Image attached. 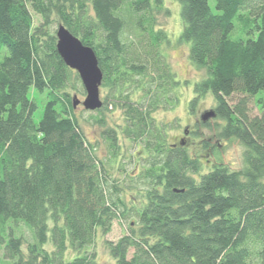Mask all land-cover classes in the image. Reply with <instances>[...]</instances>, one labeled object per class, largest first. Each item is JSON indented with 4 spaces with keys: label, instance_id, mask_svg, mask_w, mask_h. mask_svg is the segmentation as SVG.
Returning a JSON list of instances; mask_svg holds the SVG:
<instances>
[{
    "label": "trees",
    "instance_id": "obj_1",
    "mask_svg": "<svg viewBox=\"0 0 264 264\" xmlns=\"http://www.w3.org/2000/svg\"><path fill=\"white\" fill-rule=\"evenodd\" d=\"M175 1L180 42L206 72L190 109L213 95L215 136L245 147L243 168L205 171L153 115L180 101L164 0H0V264H99L98 235L119 219L127 233L105 243L116 264H264V98L256 116L249 100L264 91V0H214L217 13L209 0ZM56 22L96 54L110 90L101 118L126 109L122 134L141 155L118 169V130L98 120L101 156L84 132L72 92L86 93L58 53ZM32 90L47 97L39 124ZM201 127L213 128L190 135Z\"/></svg>",
    "mask_w": 264,
    "mask_h": 264
},
{
    "label": "rangeland",
    "instance_id": "obj_2",
    "mask_svg": "<svg viewBox=\"0 0 264 264\" xmlns=\"http://www.w3.org/2000/svg\"><path fill=\"white\" fill-rule=\"evenodd\" d=\"M164 3L168 13L159 16V25L167 31L170 38V44L165 47V54L181 83L180 87L177 89V95L180 101L174 109L166 112L159 110L153 115L159 122L172 124L169 129V144L181 142L186 144L191 154L203 161L205 171L211 169L214 164H223L230 170H240L243 168L245 147L236 139L218 140L213 130L215 128L214 124L217 122L215 119H210L209 121L213 126L212 129L201 127L199 130L201 131L200 135H190V133L196 129V126L201 124L203 115L207 112L214 111L216 102L213 95L208 93L199 99L198 105L195 107L194 111L190 109V103L196 96L194 90L195 84L206 77V72L204 69H200L191 63L189 59V45L185 42H180L179 38L183 29L180 4L175 0H164ZM209 3L213 12L217 13L215 1L209 0ZM33 16L35 26L41 25V17L35 13H33ZM60 25L61 24L56 22L51 27V31L55 35ZM81 86L83 87L82 82ZM100 91L101 100L103 101V107L101 109H103L105 107V101L110 94V90L109 88L101 86ZM72 94L81 102L86 98V94L84 96L78 93L74 94V92H72ZM30 98L37 105L34 121L36 124H39L43 117L47 97L45 94H40L32 90ZM258 98H264V91L259 93L256 97H251L249 99L251 116L260 114V109L256 103ZM236 99L237 97L234 98V100ZM101 109L87 111L81 104L77 108V115L89 140L95 144H99L98 152L100 156L107 152V147L102 137L105 128L98 123V120L104 118L106 127L118 130L123 157L121 159L119 158L115 166L118 165L119 162L124 166L130 160V153H134L137 157L141 155V149L138 147L133 150L132 142L126 140L122 134L121 128L125 126L126 109L113 104L109 105L108 110L103 111L102 118V114L97 112ZM206 142L209 145L208 148H205ZM212 147L214 148L212 149ZM118 168L119 165L116 169ZM127 226L128 222L119 219L114 223L110 234L106 236L101 234L98 235L95 250L97 252V261L99 264H116L108 252L105 243L106 241H116L123 234L127 233ZM47 248L50 250L49 245Z\"/></svg>",
    "mask_w": 264,
    "mask_h": 264
},
{
    "label": "water",
    "instance_id": "obj_3",
    "mask_svg": "<svg viewBox=\"0 0 264 264\" xmlns=\"http://www.w3.org/2000/svg\"><path fill=\"white\" fill-rule=\"evenodd\" d=\"M57 50L65 64L76 71L84 87L86 98L83 102L74 97V107L82 104L87 111H96L103 107L101 100V86L103 73L95 52L82 41L74 36L65 26L60 25L56 34ZM214 111L207 112L202 117V122L207 123L214 119Z\"/></svg>",
    "mask_w": 264,
    "mask_h": 264
}]
</instances>
